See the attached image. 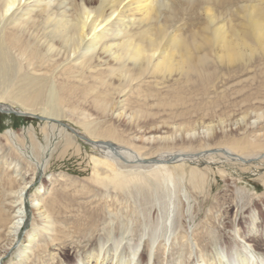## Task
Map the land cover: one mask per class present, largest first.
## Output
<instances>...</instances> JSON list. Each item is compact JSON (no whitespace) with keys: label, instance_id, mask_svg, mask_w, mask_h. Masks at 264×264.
I'll use <instances>...</instances> for the list:
<instances>
[{"label":"rangeland","instance_id":"obj_1","mask_svg":"<svg viewBox=\"0 0 264 264\" xmlns=\"http://www.w3.org/2000/svg\"><path fill=\"white\" fill-rule=\"evenodd\" d=\"M254 3L264 8V0H233L223 7L210 0L195 6L191 14L190 9H186V15V3L179 4V19L170 25L167 35L178 32L182 37L194 36L199 40L210 36L216 25H224L227 30L242 28L249 14L241 6ZM131 7H125L126 13ZM206 7L215 15L211 23L205 15ZM120 8L121 5L118 11ZM114 20L116 28L124 31L126 27L135 35L145 28L144 23L137 24V20L135 23H130L129 19L125 23ZM167 35L163 40L165 44ZM213 51L219 55L216 49ZM212 56L215 63L211 76L191 87L178 76L147 75L141 81L142 89L166 95L179 90L187 102L183 108L178 107L180 112L177 109L160 111L148 104L146 108L151 115L137 122H132L130 116L134 106L130 104L132 96L121 115L116 116L119 111H115L112 117L94 114L84 119L74 112L63 113L53 120L56 126L49 125L44 115L40 118L41 114L23 112L18 102L6 99L9 105L0 111V143L7 149L1 134L10 129L23 149L41 161L36 162V167L31 163L26 172L33 177L22 202L28 220L19 230L16 247L2 258L1 264H72L92 252H99L101 243L105 246L101 255L107 258H117L119 254L127 258L131 247L138 244L136 256L141 255L145 264H261L259 259L264 258V160L263 164H256L259 160L248 158L249 163H256L251 170H244L223 159L179 164L178 155L187 153L176 151L177 156L165 155L162 157L165 159L153 153L165 150V143L176 149L184 147L191 153L205 141L213 147L222 139L249 132L264 139V57L255 55L248 62L227 64L224 59H218L217 63L215 53ZM115 79H111L112 85ZM114 93L110 96L112 102ZM123 93L125 95H119L118 99H123L122 103L126 91ZM256 112L263 114L256 118ZM86 121L92 122L90 127L112 125L128 134L137 145L144 147L143 151L150 152L151 158L145 159L144 165L153 164L156 159L158 162L166 160L165 165L134 168L114 163L119 169L117 176L121 178L117 181L125 183L123 187L116 185L105 173L102 163L96 165L99 161L93 156L103 158L104 154L93 145L99 143L92 142ZM206 123L214 125L212 132L205 131ZM178 124L193 127L194 131L187 133L178 129ZM160 135L170 138L163 141ZM259 151L262 155L258 157H264V150ZM17 160L25 172L24 159ZM5 168L6 165H0V247L10 238V221L18 209V204L14 203L17 193L9 189L15 191L21 183L18 179L11 186L7 179V174L11 173ZM49 194L53 197L52 205H48ZM45 209L56 232V240L51 242L40 223ZM30 237L33 250L29 252L25 247L29 246ZM243 243L246 249L241 246ZM25 253L28 254L26 259ZM251 253L253 259L249 260L247 256Z\"/></svg>","mask_w":264,"mask_h":264},{"label":"bare ground","instance_id":"obj_2","mask_svg":"<svg viewBox=\"0 0 264 264\" xmlns=\"http://www.w3.org/2000/svg\"><path fill=\"white\" fill-rule=\"evenodd\" d=\"M124 1L0 0V110L4 111L8 107L6 99L15 100L24 109L23 112L34 113L35 116L41 114L39 117L44 115L49 119L46 120L49 125L56 126L53 120L61 117L63 113L74 112L84 119H89L94 114L112 117L115 111H119L116 116L121 115L132 96L133 102L130 104L134 106L131 107L130 116L132 122H137L151 115L146 108L148 104L155 105L160 111L177 109L178 112L180 109L178 107L187 102L179 94V90H175L173 95H166L142 89L141 81L147 75L154 76L160 73L166 78L178 76L185 85L191 87L211 76L214 71L215 57L212 56L214 53L217 55V63L224 59L227 64L248 62L255 55L264 57V8L257 3L241 6L243 11L249 14L244 27L236 29L232 27L227 30L224 25H216L213 26L210 36L196 40L194 36L182 37L178 32L168 37V28L179 19L181 12L179 4L186 3L183 11L187 15L186 9H190L188 13L191 14L195 6L204 5L210 0H126V3L122 4ZM214 1L216 5L223 7L233 0ZM128 6L131 8L129 13H126L125 7ZM205 12L211 23L215 15L209 7H206ZM114 19L121 22L129 19L130 23L137 20V24L144 23L145 28L135 35L126 27L124 31L123 28H116ZM166 35L165 44L163 40ZM215 49L219 55L213 51ZM113 77L116 78V86L111 83ZM125 91L126 97L122 103L123 99H118L119 95H125L123 93ZM113 93L115 100L112 102L110 96ZM4 105L6 106L2 107ZM175 114L177 116V113ZM254 114L258 118L263 113ZM86 122L85 126L93 139L92 142L99 143L92 144L104 154L103 158L93 156L99 161L96 165L102 163L107 176L115 180L114 183L120 187L125 183L122 185L118 182L121 178L117 176L119 169L114 163L134 168L163 166L166 160H162L165 159L162 157L165 155L175 157L179 154L175 153L176 151L187 153L186 155L182 153L183 156L178 155L176 162L179 164L187 161L223 159L228 164L251 170L256 162L249 163L248 158L259 160L256 164H263L264 160V157L259 158L262 155L259 149L264 150V139L257 138L256 134L249 132L236 138L222 139L213 147H209V143L205 141L197 151L191 153L184 147L176 149L165 143V150L158 149L159 151L153 152H157L156 155L162 158L160 159L162 162L156 159L153 164L144 165L143 161L151 158L148 156L150 152L143 151L144 147L137 145L124 131H118L112 125L102 127L95 124L90 127L89 124L92 122ZM57 126L59 127V124ZM213 127L212 123L203 125L208 132H212ZM60 129L65 130L63 127ZM178 129H183L187 133L194 131L193 127L187 125L182 127L179 125ZM69 132L67 133L74 138L75 136ZM1 136L7 142V149L0 143V165H6L5 169L10 171L11 174H7L10 185L16 183L18 179L21 183L17 190L14 191L12 187L9 189L12 193H17L14 203L18 204V209L10 221L9 227L12 228L8 236L10 238L0 247V264L2 258L16 247L19 230L28 220L22 202L33 177L26 172L31 163L36 167V162L41 161L23 149L19 138L10 129ZM102 137L109 139L101 140ZM169 138L168 135L160 137L163 141H168ZM17 158H23L27 164L25 172H22ZM48 198V205H52L53 197L49 194ZM1 205L3 209V202ZM40 217L41 227L47 233L50 242L56 240L55 227L51 224V216L47 209ZM31 242L33 241L30 237L29 246L25 247L29 252L33 250ZM244 244L241 246L246 249ZM138 246L136 244L131 247L130 256L127 258L120 257L123 256L121 254L117 258H107L101 255V250L105 247L101 243L99 252H92L86 258H79L72 264H145L141 255L136 256ZM25 254L26 259L28 254ZM248 256L249 260L253 259L252 253ZM259 260L264 264V258Z\"/></svg>","mask_w":264,"mask_h":264},{"label":"water","instance_id":"obj_3","mask_svg":"<svg viewBox=\"0 0 264 264\" xmlns=\"http://www.w3.org/2000/svg\"><path fill=\"white\" fill-rule=\"evenodd\" d=\"M0 111H2V110H0ZM40 118H42V117H40ZM48 119V118H47ZM49 120V119H48Z\"/></svg>","mask_w":264,"mask_h":264}]
</instances>
